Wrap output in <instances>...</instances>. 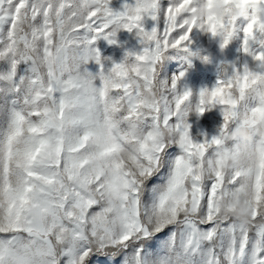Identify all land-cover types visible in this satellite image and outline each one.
<instances>
[{
    "label": "snow or ice",
    "instance_id": "1",
    "mask_svg": "<svg viewBox=\"0 0 264 264\" xmlns=\"http://www.w3.org/2000/svg\"><path fill=\"white\" fill-rule=\"evenodd\" d=\"M186 3L0 0V264H264V0L207 22ZM196 30L252 62L199 92L162 78ZM124 31L140 51L103 57ZM218 106L217 135L194 139L190 114ZM238 128L252 144L226 167Z\"/></svg>",
    "mask_w": 264,
    "mask_h": 264
},
{
    "label": "rangeland",
    "instance_id": "2",
    "mask_svg": "<svg viewBox=\"0 0 264 264\" xmlns=\"http://www.w3.org/2000/svg\"><path fill=\"white\" fill-rule=\"evenodd\" d=\"M119 3L120 0H116L117 7ZM163 3L168 4L169 0H163ZM184 13H188L192 20L200 22H207L210 18L220 16L237 20L248 17V10L244 6L243 0H240L239 3H235L233 0H187L181 14ZM155 24L156 22L150 19L146 21V27L149 30ZM191 39L194 41L191 49L198 54L190 55L178 49L169 51L167 53L168 59L163 62L161 68L162 78L171 79L174 75L185 72L186 75L182 83L194 92H199L201 89H211L216 85L223 62H241L244 59L252 62L251 57L242 56L239 39H234L224 49H221L218 38H213L211 35L199 30L193 32ZM118 40V44H109L108 41L101 39L96 46L99 47L103 57L111 58V61L115 62H120L127 51H140L141 49L139 38L135 33L121 32ZM111 61H109V64ZM89 67L93 70L96 68L94 64H90ZM0 120H2V117H0ZM189 122L192 125L191 132L194 139L203 140L205 135L211 139L212 136L217 135L223 123L221 109L218 106L206 112L203 116L192 113ZM245 132L248 134L244 135ZM252 139V134L244 128L235 129L227 135L226 142L230 145L239 142L241 151L238 156L225 158L226 167L244 163V153L250 149ZM247 211V209H242L237 212V215H244ZM116 264H121V257L116 258Z\"/></svg>",
    "mask_w": 264,
    "mask_h": 264
},
{
    "label": "clouds",
    "instance_id": "3",
    "mask_svg": "<svg viewBox=\"0 0 264 264\" xmlns=\"http://www.w3.org/2000/svg\"><path fill=\"white\" fill-rule=\"evenodd\" d=\"M247 134L248 133H246V132L244 133V135H247ZM237 218L240 219L242 222H245V223L247 222V219H248L246 214H244V215H237Z\"/></svg>",
    "mask_w": 264,
    "mask_h": 264
}]
</instances>
